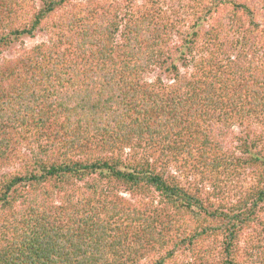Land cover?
Here are the masks:
<instances>
[{
    "label": "trees",
    "instance_id": "obj_1",
    "mask_svg": "<svg viewBox=\"0 0 264 264\" xmlns=\"http://www.w3.org/2000/svg\"><path fill=\"white\" fill-rule=\"evenodd\" d=\"M14 47L0 264H264V0H0Z\"/></svg>",
    "mask_w": 264,
    "mask_h": 264
},
{
    "label": "rangeland",
    "instance_id": "obj_2",
    "mask_svg": "<svg viewBox=\"0 0 264 264\" xmlns=\"http://www.w3.org/2000/svg\"><path fill=\"white\" fill-rule=\"evenodd\" d=\"M79 1H82V0H79ZM175 1L174 0H168V4H170L172 2L174 3ZM181 1H182V4H185L187 2V0H181ZM40 39H41V37L39 35H37L35 38H27V37H25L23 39V41H24V44L26 46H31V45L35 44L37 41H39ZM15 49H16L15 47L14 48H11L10 50H8V51L0 54V57L1 56H11V55H14L15 54ZM124 195L126 197L128 196L127 194H124Z\"/></svg>",
    "mask_w": 264,
    "mask_h": 264
}]
</instances>
